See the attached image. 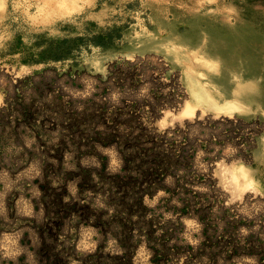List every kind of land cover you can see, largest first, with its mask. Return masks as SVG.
<instances>
[{
  "label": "rangeland",
  "instance_id": "rangeland-1",
  "mask_svg": "<svg viewBox=\"0 0 264 264\" xmlns=\"http://www.w3.org/2000/svg\"><path fill=\"white\" fill-rule=\"evenodd\" d=\"M0 264H264V0H0Z\"/></svg>",
  "mask_w": 264,
  "mask_h": 264
},
{
  "label": "bare ground",
  "instance_id": "bare-ground-1",
  "mask_svg": "<svg viewBox=\"0 0 264 264\" xmlns=\"http://www.w3.org/2000/svg\"><path fill=\"white\" fill-rule=\"evenodd\" d=\"M246 46L248 47V45ZM189 78L191 81H193V94L197 97L198 100L205 98L206 90L197 82V79L194 76L190 75ZM211 105H214V106L217 105L216 108H218L219 110L225 109L229 111V109H233V107H235L237 103L235 101H231L227 99L226 102H224L223 104L214 102ZM198 113H199L198 110L192 105L191 102L188 101L185 104L184 116L193 117V116H196V114L198 115ZM225 114L231 117L229 113H225ZM256 156L257 158H261L259 153H256ZM225 174L228 175V179L232 182H237L238 180H240V178L241 179L243 178L245 180L244 185H245L246 191L259 189L257 179L255 178L253 173L250 171L249 167L246 165H240V166L233 165L231 167H227ZM238 190L240 189H238V187L235 186V189L233 190V192H237Z\"/></svg>",
  "mask_w": 264,
  "mask_h": 264
},
{
  "label": "trees",
  "instance_id": "trees-1",
  "mask_svg": "<svg viewBox=\"0 0 264 264\" xmlns=\"http://www.w3.org/2000/svg\"><path fill=\"white\" fill-rule=\"evenodd\" d=\"M102 37L101 36H98L97 37V39L95 40L97 43H101L102 42ZM63 43L62 44H64V43H67L68 42V40L67 39H65L64 41H62Z\"/></svg>",
  "mask_w": 264,
  "mask_h": 264
}]
</instances>
